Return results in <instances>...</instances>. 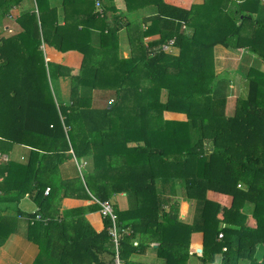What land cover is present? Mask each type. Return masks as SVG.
<instances>
[{
    "label": "trees",
    "instance_id": "trees-1",
    "mask_svg": "<svg viewBox=\"0 0 264 264\" xmlns=\"http://www.w3.org/2000/svg\"><path fill=\"white\" fill-rule=\"evenodd\" d=\"M25 1L30 0H0V23ZM125 1V10L105 3L100 13L95 0H35L37 11L32 6L15 19L20 30L0 35V154L7 156L0 161V204L27 194L47 219L27 227V239L39 247L32 264H59L52 256L59 244L54 236L83 252L89 264L112 261L107 219L100 232H71L80 226L68 224L71 218L84 220L87 211L98 210L96 204L48 212L47 202L70 189L88 198L126 194V209L113 206L124 264H152L132 259L149 247L155 264H264V70L247 69L227 114L230 80L215 72L213 55L216 45L243 48L264 63V0H203L189 9L146 0L144 7L155 11L141 19L128 17L136 7L134 0ZM177 23L191 33L180 32ZM93 27L108 28L109 41L107 33L94 47ZM122 28L133 49L128 58L116 53ZM153 32L158 38L144 45ZM172 37L180 50L176 56L161 50ZM42 44L83 54L80 74L69 79L68 102L51 86L55 65L45 62ZM94 89L111 91L113 101L93 106ZM164 111L187 118L167 120ZM19 147L23 154L16 158ZM73 156L90 159V167L82 177L60 179L58 165ZM173 179L193 199L190 222L180 220L179 200L157 189ZM207 190L232 196L224 220L216 218L217 204ZM245 202L253 205L248 212ZM8 211L0 207V246L16 230V216ZM193 232H202L200 253L190 252Z\"/></svg>",
    "mask_w": 264,
    "mask_h": 264
},
{
    "label": "crops",
    "instance_id": "crops-1",
    "mask_svg": "<svg viewBox=\"0 0 264 264\" xmlns=\"http://www.w3.org/2000/svg\"><path fill=\"white\" fill-rule=\"evenodd\" d=\"M146 0H134V6L136 8L132 9L128 13L129 18H139L146 17L152 15L155 11L154 6H146ZM167 4H171L174 6H178L181 8L189 9L194 4H200L203 0H163ZM35 4V0H33ZM97 2L100 5H97ZM108 4V7L113 8L115 7L118 10H125L126 9V1L125 0H95V12L99 11L102 8L103 4ZM30 4V1H25L20 5H16L12 9H10V15L7 19H4L2 23H0V35H9L13 33H17L20 28L19 25L15 22V19L20 14V12L24 9H30L32 6L36 10L35 6ZM37 11V10H36ZM111 12L108 11V14ZM179 24V31L183 33L190 34L192 29L188 27L184 23H177ZM109 27L112 25H108ZM143 29H145V25H142ZM155 30L157 26L154 27ZM108 28L101 31L98 27H93L91 29V38L94 43V47H98L102 44V39L106 36L107 41L110 39L111 32ZM117 41H118V48H117V56L119 58H128L133 53L132 47L129 45L127 31L126 28H122L118 31ZM150 34V36H145L143 38L144 45L147 44L149 41L157 39L158 35ZM114 39V38H113ZM175 39L172 37L170 38L165 44L161 45V50L169 55H178L179 48L174 44ZM41 49L43 51L44 60L46 63H50L55 65L53 67V74L57 75L56 78V85L55 91L60 96V98L64 101H69L70 95V77L79 75L81 70V64L83 61V54L77 50H68V51H58L54 47H51L47 44H42ZM239 50V49H238ZM238 50H230L225 49L220 45H216L213 50L214 55V69L217 74H223L222 76L228 77L230 80V84L227 89V102H226V113L228 106L231 104V97L234 94L232 92L233 86L236 84L235 82L239 80L240 82L243 81V73L246 72L244 68L241 66L245 63H248V68L253 64L254 56L247 51L239 52ZM242 50V49H241ZM134 55L136 57L141 55V52L137 49H134ZM241 87V85L239 86ZM239 93L235 95L238 96ZM92 103L93 106L102 108L107 103L113 101V93L107 90H98L94 89L92 93ZM161 101H165L166 99V91L162 89L160 94ZM236 99V98H235ZM235 103V102H234ZM234 107V104L231 108V111ZM230 111V113H231ZM163 118L167 120H174V121H185L186 114L178 111H164ZM23 148L19 147L16 149L14 156L17 158L23 154ZM1 156L7 157L5 154H0ZM82 160L84 162V168L88 169L91 165L90 159L88 158H76L75 156L63 160L56 169V175L59 176L60 179H69L75 177L79 171L76 166V161ZM82 177V173H79ZM178 174V173H174ZM1 179V177H0ZM49 187V186H47ZM184 185L179 181V179L173 180H166L164 183L158 184V191L164 196H170L172 198H177L179 200V218L183 222H190L193 216V199H189L185 196V189L183 188ZM47 194L44 193V196ZM206 196L208 199L217 201L218 208L216 211V218L221 221L224 218L223 209L227 207L231 203V196L228 194H223L214 190H207ZM57 201L54 199L51 202V199L47 202V209L50 214H56L57 210L59 212L68 209H75L78 207L89 206L91 203L90 198L85 197L84 195H80L77 189H70L68 194L62 199H58ZM109 200L113 203V206L118 209L116 204L120 205L119 210H124L128 207L127 197L126 194L123 192L113 194ZM223 206V207H222ZM2 209H9L8 213L13 214L16 216V230L12 232L7 237L6 241L3 245L0 246V264H32L35 260L36 256L39 254V247L37 243L34 241L27 239V227L34 224L38 220H34L33 222H29L22 216H26L25 214L28 213H36L38 212L39 206L34 202L33 198L28 196L27 194L24 195L18 202H3L0 204ZM18 212V213H17ZM84 220L82 218L79 219L77 222L74 218L69 219L68 224L75 223L78 224L77 227L75 226L71 232H75L77 229H83L87 232L94 230L95 232H100L104 228V220L101 217L98 210L94 211H87L84 216ZM49 219V217H47ZM43 223L47 222V220H42ZM41 221V222H42ZM29 222V223H28ZM46 224V223H45ZM43 226V224H42ZM41 225H38L40 228ZM32 228V227H31ZM35 231L32 228V233ZM202 232H193L190 235V252L195 248L194 244L201 243L202 248ZM52 242H57L59 244H54V248L52 251V256L54 258V263L59 264H66L69 263V260L73 261L76 260V264H89V260H83L84 253L78 252L76 247L71 248L62 243V240L57 239L55 236ZM156 242H151V246H156ZM194 245V246H193ZM194 247V248H193ZM70 251L69 254H66ZM82 258V259H81ZM132 259L140 262L152 263L155 264L158 261L156 257V253L150 247L147 248L145 253L142 254H133ZM83 260V261H82Z\"/></svg>",
    "mask_w": 264,
    "mask_h": 264
},
{
    "label": "built area",
    "instance_id": "built-area-1",
    "mask_svg": "<svg viewBox=\"0 0 264 264\" xmlns=\"http://www.w3.org/2000/svg\"><path fill=\"white\" fill-rule=\"evenodd\" d=\"M97 5H100L97 2ZM99 12H102V9H99ZM84 162L82 160L76 161V166L79 171V173H82V170L84 168ZM49 187H46L44 190V193L47 194L49 191ZM90 200L92 204H96L98 206V211L103 219L108 220L107 225V232L109 236V240L111 243V250H112V261L110 264H124L123 258L121 256L120 251V240H121V229L119 227L118 217L114 210L113 204L109 199H100L96 196L90 195ZM33 216H22L20 217L25 218L29 222H33L34 220H42L40 214L33 213ZM47 220V219H45ZM222 236V233H219V237ZM134 244H137L134 242Z\"/></svg>",
    "mask_w": 264,
    "mask_h": 264
},
{
    "label": "rangeland",
    "instance_id": "rangeland-1",
    "mask_svg": "<svg viewBox=\"0 0 264 264\" xmlns=\"http://www.w3.org/2000/svg\"><path fill=\"white\" fill-rule=\"evenodd\" d=\"M263 3H264V1H263ZM30 4L31 5H33L34 4V2L32 1V0H30ZM34 6H35V4H34ZM239 52H242V51H247L248 53H250V54H252L251 52H249L248 50H246V49H243L242 48V50L241 49H239L238 50ZM253 56H254V61H253V64H250L251 66H253V67H257V68H259V69H261V70H264V63L258 58V57H256L254 54H252ZM248 63H245L244 65H242L241 67L242 68H244L246 71H247V69H248ZM246 73V72H245ZM245 73H243V75L242 76H244V74ZM244 82L245 81H242V82H240L239 80H237L235 83V85L233 86V91L232 92H234V94L236 95L238 92H239V89H241L242 87H244ZM55 85H56V80L54 79V80H52V82H51V86L55 89ZM241 85V88L239 87ZM235 95H233L232 97H231V104L228 106V109H227V112H228V114H231L230 113V111H231V108H232V106H233V104L235 105V101H236V97H235ZM234 108V107H233ZM208 148H210L209 147V145H208ZM5 159V157L4 156H1L0 155V161H2V160H4ZM80 175V174H79ZM81 176V175H80ZM82 176H83V170H82ZM207 197V196H206ZM210 201H213L214 203H216L217 204V208H218V205H220V204H218V202L217 201H214V200H211V199H209ZM111 201V200H110ZM113 204V203H112ZM231 204H232V196H231V203H230V205L229 206H227V207H224V209H223V213H224V218H225V216H226V213H227V211L229 210V208H230V206H231ZM117 206H118V209H121L120 208V205L119 204H116ZM223 207V206H222ZM253 208V205H251L249 202H245V204H244V208H243V211L244 212H248V210H250V209H252ZM224 218L222 219V220H224ZM223 222V221H222ZM195 245V246H194ZM193 246L195 247H193L194 249L192 250L193 252H197V253H200L201 251H198V249L200 248L201 249V243L199 242L198 243V245L197 244H194ZM157 257V256H156ZM108 264H110V263H108ZM195 264H198L197 262L195 263Z\"/></svg>",
    "mask_w": 264,
    "mask_h": 264
},
{
    "label": "water",
    "instance_id": "water-1",
    "mask_svg": "<svg viewBox=\"0 0 264 264\" xmlns=\"http://www.w3.org/2000/svg\"><path fill=\"white\" fill-rule=\"evenodd\" d=\"M198 251H201V249L199 248Z\"/></svg>",
    "mask_w": 264,
    "mask_h": 264
}]
</instances>
